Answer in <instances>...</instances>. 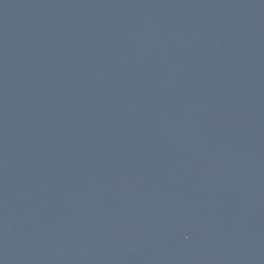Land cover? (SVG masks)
I'll use <instances>...</instances> for the list:
<instances>
[{"label":"water","instance_id":"95a60500","mask_svg":"<svg viewBox=\"0 0 264 264\" xmlns=\"http://www.w3.org/2000/svg\"><path fill=\"white\" fill-rule=\"evenodd\" d=\"M0 264H264V0H0Z\"/></svg>","mask_w":264,"mask_h":264}]
</instances>
